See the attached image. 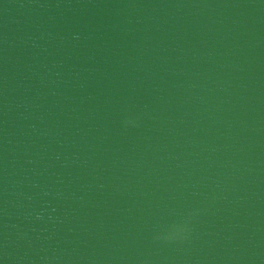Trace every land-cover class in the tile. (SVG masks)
Instances as JSON below:
<instances>
[{
	"label": "water",
	"instance_id": "1",
	"mask_svg": "<svg viewBox=\"0 0 264 264\" xmlns=\"http://www.w3.org/2000/svg\"><path fill=\"white\" fill-rule=\"evenodd\" d=\"M0 264H264V0H0Z\"/></svg>",
	"mask_w": 264,
	"mask_h": 264
}]
</instances>
